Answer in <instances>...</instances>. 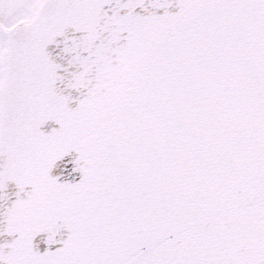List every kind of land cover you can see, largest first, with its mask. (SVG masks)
Instances as JSON below:
<instances>
[{"label":"snow or ice","instance_id":"6c2138e0","mask_svg":"<svg viewBox=\"0 0 264 264\" xmlns=\"http://www.w3.org/2000/svg\"><path fill=\"white\" fill-rule=\"evenodd\" d=\"M0 264H264V0H0Z\"/></svg>","mask_w":264,"mask_h":264}]
</instances>
